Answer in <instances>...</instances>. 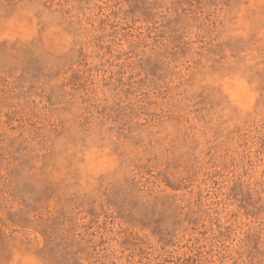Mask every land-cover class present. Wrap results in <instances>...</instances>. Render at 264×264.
I'll use <instances>...</instances> for the list:
<instances>
[{
    "label": "rangeland",
    "instance_id": "374dc122",
    "mask_svg": "<svg viewBox=\"0 0 264 264\" xmlns=\"http://www.w3.org/2000/svg\"><path fill=\"white\" fill-rule=\"evenodd\" d=\"M0 264H264V0H0Z\"/></svg>",
    "mask_w": 264,
    "mask_h": 264
}]
</instances>
